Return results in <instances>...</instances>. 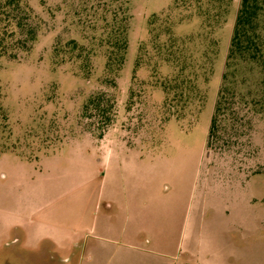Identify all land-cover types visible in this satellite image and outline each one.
Listing matches in <instances>:
<instances>
[{"label": "rangeland", "instance_id": "rangeland-1", "mask_svg": "<svg viewBox=\"0 0 264 264\" xmlns=\"http://www.w3.org/2000/svg\"><path fill=\"white\" fill-rule=\"evenodd\" d=\"M27 1L47 25L26 57H0V105L15 134H26L17 150L0 153V264H63L44 256L47 245L38 239L55 235L53 226L64 219L77 221L80 211L87 210V221L99 217L91 209L101 184L96 175L122 152L132 183L151 196L158 192V204L146 207L144 236H178L183 216L182 257L170 264H264V118L255 116L252 128L226 122L225 140L207 146L240 0H129L128 47L109 82L100 52L91 58L90 78L82 62L54 57L56 41L84 39L66 29L61 12L53 17L38 0ZM170 50L181 51L177 68L164 54ZM166 74L176 88L163 87L171 82ZM99 89L115 101L101 138L81 113ZM153 240L147 247L156 249ZM114 242L115 261L135 250L123 239ZM163 243L175 246L174 239ZM78 248L80 240L71 243V252ZM146 251L122 264L160 259Z\"/></svg>", "mask_w": 264, "mask_h": 264}, {"label": "trees", "instance_id": "trees-1", "mask_svg": "<svg viewBox=\"0 0 264 264\" xmlns=\"http://www.w3.org/2000/svg\"><path fill=\"white\" fill-rule=\"evenodd\" d=\"M38 1L53 17L61 12L66 29L75 28L84 39L81 42L71 36L64 42L56 41L54 57L62 62L65 59L82 62L87 65L85 77L90 78L91 58L100 52L105 57L104 81H114L113 75L122 65L128 47L129 0ZM46 25V20L27 0H0V57L14 60L26 57ZM164 54L175 68L181 64L180 50ZM170 75L166 74V78L171 82L162 84L165 89L177 87L175 77ZM114 107L115 101L105 89L93 91L82 104L81 113L88 119V125L98 130L99 138L113 120ZM240 113L243 115L239 116ZM255 116L264 118V0H240L208 128V149L225 140L222 130L226 129V122L245 121L252 128ZM0 117V133L4 138L0 153L17 150L21 146L19 137L26 134H15L8 111L1 105Z\"/></svg>", "mask_w": 264, "mask_h": 264}, {"label": "crops", "instance_id": "crops-1", "mask_svg": "<svg viewBox=\"0 0 264 264\" xmlns=\"http://www.w3.org/2000/svg\"><path fill=\"white\" fill-rule=\"evenodd\" d=\"M125 154L126 152L117 154V159H112L108 170L96 175V179L101 184L97 191L95 204L91 209L99 212V217L87 221V219L85 220L87 210L80 211V218L77 221L68 222L64 219L61 223L53 226L52 230L55 235L41 236L38 239L41 240L40 245H47V249H53L64 259L70 261V264H122L125 259H129L130 254H134L133 259L147 257L144 254L149 253L146 249L154 250L160 254L158 255L160 259H154L153 264H170L181 260L182 252H178V250L182 249L181 245L184 241L183 216L180 218L178 236L170 234L168 238H161L154 234V238L150 239H154L153 244L157 248L147 247L150 246V239L146 238L143 233V220L148 216V208L146 207L157 205L160 200L157 199V191L156 195L154 191V195L151 196L150 189L147 188L146 190L144 187L132 183L134 172H130L129 167H124L121 162V157H125ZM135 162L133 165L139 166L138 161ZM147 195L148 203L145 200ZM45 209L46 206L43 205L40 206L39 211L44 212ZM157 214V209H154V215ZM164 216L172 221L177 219L176 215L173 214L167 216L165 213ZM118 218L123 220L117 221ZM125 218L126 220H124ZM17 226L20 225L17 224ZM20 227L25 231L23 226ZM84 228L90 230L84 232ZM103 229L105 233L99 234ZM61 234H65L66 237L60 238ZM101 235L107 240L101 239ZM118 238L123 239L124 243L128 244L127 248L135 250H126L124 255L115 261L114 256L117 252L114 241H117ZM173 239L175 241L173 249L163 243L164 240H169L172 243ZM78 240H80V248L75 253L71 252V243ZM23 244L25 243L23 242ZM132 261L140 263L137 260Z\"/></svg>", "mask_w": 264, "mask_h": 264}, {"label": "flooded vegetation", "instance_id": "flooded-vegetation-1", "mask_svg": "<svg viewBox=\"0 0 264 264\" xmlns=\"http://www.w3.org/2000/svg\"><path fill=\"white\" fill-rule=\"evenodd\" d=\"M42 250H47L44 251V256L47 255L48 258H51V261L54 262H62L63 264H70V261H68L67 259H64L63 256L59 255L58 253H56L53 249H42ZM56 259H59V261H56Z\"/></svg>", "mask_w": 264, "mask_h": 264}]
</instances>
